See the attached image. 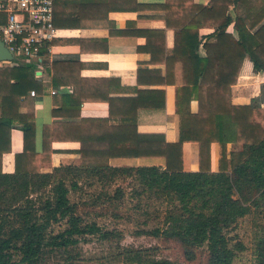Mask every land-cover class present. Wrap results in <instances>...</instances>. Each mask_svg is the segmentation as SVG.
Instances as JSON below:
<instances>
[{"label": "trees", "instance_id": "16d2710c", "mask_svg": "<svg viewBox=\"0 0 264 264\" xmlns=\"http://www.w3.org/2000/svg\"><path fill=\"white\" fill-rule=\"evenodd\" d=\"M231 7L236 9L235 19L229 14ZM189 11L186 30L176 31V41L189 43L184 63L178 65L186 77L168 81L176 86L177 142L139 134L136 115L134 122L131 117L124 119L110 139L97 126L104 120H92L94 131L103 134L82 136L81 142L104 140L109 147L84 145L81 166L44 172L52 164V140H70V136H54L53 127H45L49 136L37 153L35 109L19 112L26 102L22 99L37 88L32 65L22 64L17 71L0 67V264H40L49 250L75 246L89 235L107 238L110 231L77 213L71 193L79 190L82 180L104 181L124 173L135 177L143 191L167 201L170 208L162 234L183 248L187 260H197V250L207 247L201 264H234L237 251L244 248L233 245L228 230L253 210L264 208V91L247 105L232 101L246 59L255 73L264 74V0H212L208 6L192 3ZM232 23L237 36L228 31ZM209 25L215 30L200 38L199 30ZM203 39L206 55L200 56ZM78 103L80 108L82 102ZM14 128L24 133V150L16 155L15 171L7 173L3 154L10 152ZM185 143L199 145L198 171L184 169ZM213 143L220 146L218 171L212 170ZM229 144H241L243 149L229 154ZM114 157L164 158L166 165L112 167L109 161ZM62 221L66 227L56 233L53 226ZM160 233V229L153 232ZM144 253L148 252L136 251L128 258L136 264H180ZM256 259L264 264V235L256 243Z\"/></svg>", "mask_w": 264, "mask_h": 264}, {"label": "crops", "instance_id": "0c3cea01", "mask_svg": "<svg viewBox=\"0 0 264 264\" xmlns=\"http://www.w3.org/2000/svg\"><path fill=\"white\" fill-rule=\"evenodd\" d=\"M212 0H56L54 23L57 37L52 51L42 66H32L37 95L28 94L19 107L21 114L35 109V151H43L51 129L54 136H70V140H52V164L55 167L81 166L82 146L92 149L109 147L108 141L81 142L82 136L105 132L117 135L123 120L137 116L139 134L160 135L167 143L179 140V116L176 113V86L169 80L182 79V68L189 43L176 41V31L189 22L192 3L210 5ZM229 14L235 19L236 9ZM182 27V28H181ZM215 28L199 30L205 38ZM228 31L238 35L232 23ZM200 43L198 53L206 55ZM183 62V63H182ZM22 65V64H21ZM21 65L5 64L17 71ZM255 73L253 63L246 59L233 86V103L247 105L258 94L248 84ZM34 90V89H32ZM79 101L82 103L79 106ZM67 107V108H66ZM198 103H192L196 111ZM87 120V121H86ZM92 120H104L96 123ZM106 120V121H105ZM11 149L3 154V171L13 173L16 155L24 150V133L10 132ZM143 141H139L141 143ZM241 144H229L231 151H241ZM212 170L218 171L220 146H211ZM112 167H165L166 160L157 157H114ZM184 169L199 170V145L184 144Z\"/></svg>", "mask_w": 264, "mask_h": 264}, {"label": "rangeland", "instance_id": "374dc122", "mask_svg": "<svg viewBox=\"0 0 264 264\" xmlns=\"http://www.w3.org/2000/svg\"><path fill=\"white\" fill-rule=\"evenodd\" d=\"M248 85L253 94L261 95L264 77L252 76ZM143 190L144 186L135 177L125 173L109 176L104 181L99 178L93 182L80 181L79 190L71 193L72 200L78 205L77 213L110 234L107 238L89 235L75 246L49 250L40 264H136L128 258L136 251H147L145 255L180 264H201V255L207 256V247L197 250V260H187L183 248L162 234L167 227L165 219L169 204ZM136 191H141L142 195ZM65 227L66 223L62 221L53 229L57 233ZM158 229L161 233L155 236L153 232ZM227 233L233 237V245L242 244L244 248L237 251L234 264H257L256 243L264 235V208L253 210Z\"/></svg>", "mask_w": 264, "mask_h": 264}, {"label": "built area", "instance_id": "2783aa9c", "mask_svg": "<svg viewBox=\"0 0 264 264\" xmlns=\"http://www.w3.org/2000/svg\"><path fill=\"white\" fill-rule=\"evenodd\" d=\"M56 0H0V42L12 55L0 65L42 66L48 59L57 29ZM36 96L35 90L30 91Z\"/></svg>", "mask_w": 264, "mask_h": 264}, {"label": "water", "instance_id": "95a60500", "mask_svg": "<svg viewBox=\"0 0 264 264\" xmlns=\"http://www.w3.org/2000/svg\"><path fill=\"white\" fill-rule=\"evenodd\" d=\"M11 59H12V55L7 50L5 45L2 42H0V60H11Z\"/></svg>", "mask_w": 264, "mask_h": 264}]
</instances>
